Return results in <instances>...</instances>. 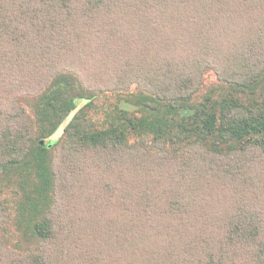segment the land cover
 <instances>
[{
    "label": "trees",
    "instance_id": "trees-1",
    "mask_svg": "<svg viewBox=\"0 0 264 264\" xmlns=\"http://www.w3.org/2000/svg\"><path fill=\"white\" fill-rule=\"evenodd\" d=\"M209 68L238 96L194 105ZM133 86L122 126L105 96ZM25 167L36 251L0 264H264V0H0V171Z\"/></svg>",
    "mask_w": 264,
    "mask_h": 264
},
{
    "label": "rangeland",
    "instance_id": "rangeland-1",
    "mask_svg": "<svg viewBox=\"0 0 264 264\" xmlns=\"http://www.w3.org/2000/svg\"><path fill=\"white\" fill-rule=\"evenodd\" d=\"M65 76H68V75L65 74ZM201 87L202 89L199 92V94L196 96L195 103H193L196 106H199L200 103L202 105L204 103L211 104L214 99L218 98V96L222 94L223 95L231 94L232 96H238V94H236V92H234L227 85L218 83L217 76L215 75L213 69L211 68L205 69L203 78H202ZM75 93H76L75 89H72V88L68 89L69 96H73L75 95ZM105 97L108 98L107 102H109L110 105L116 102L117 99H120V98L122 99V100L120 99L122 108L119 106V101H118L117 105L112 110L113 117H116L117 123L122 124V126H127L128 122L125 120L123 115H120V113L122 112L120 110H123L127 114L134 113L136 115H139L140 113H143L146 110L145 108L142 107V105L138 104V103H141V99L145 100L146 98L147 100L151 101L150 98L141 94L137 90V87L135 86H133L130 92L127 94H116V95H111V96L107 95ZM122 97H125V98H122ZM204 98L205 100H203ZM31 99L32 98L28 96H23L19 98V103L26 113V118L28 116L32 117V115L33 117L36 118V115L33 114L34 107H32L34 100H31ZM97 101H99V99ZM132 102L137 103V104L134 105ZM96 103H100V102H96ZM85 104L86 102H82V101L78 102L77 109H80ZM90 112H91V118L93 120L102 122V121L108 120L109 118L106 108H104V106L103 108H100V104H93V106L90 108ZM158 114H159V119L157 118L149 119V121H151L155 125H157L159 121L160 124H162L163 130H165L166 132H170L173 135H176V133L181 134L183 132L181 128H178V123L181 122L178 116L169 115V113H166L167 114L166 116L161 117L162 113H158ZM72 115L64 122V124L59 128V130L53 135V137L50 140H53V141L61 140L63 129L66 126V124L69 122ZM27 122L30 128L29 121ZM164 124L165 126H163ZM32 139L33 140L35 139L34 135ZM46 142L48 141L45 140L44 143ZM128 145L138 146L141 151L149 152V153H157L163 150L162 146L157 144L155 141H153L151 137L143 138V139H140V138L129 139ZM164 145L163 147L169 152H174L175 150H178L182 146V145L176 146V145H171V144H164ZM50 148L51 147L48 148L49 152H47L46 157L47 159H49L50 164H51L52 159L55 161V157L57 156L58 150L57 148L56 150L50 149ZM0 172H1L0 173V202L3 205H5L8 213L10 214L9 221L0 227V241L3 243L6 249L10 251L17 252L22 255L34 253L36 251L35 250L36 245H34L35 239H34V235L31 230V224H32V218L37 213L40 206L37 207L35 205L33 206L26 205L23 208L21 205V203L24 201L25 194L30 191V190L28 191V189H29V186L33 182V179H32L33 174H34L33 169L31 167H28V168L25 167L23 169L14 170L10 172H5V171H0ZM40 196L43 197L42 191L40 193ZM11 244L15 246L16 248L18 246L20 250L16 251L12 249Z\"/></svg>",
    "mask_w": 264,
    "mask_h": 264
}]
</instances>
